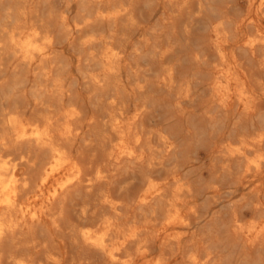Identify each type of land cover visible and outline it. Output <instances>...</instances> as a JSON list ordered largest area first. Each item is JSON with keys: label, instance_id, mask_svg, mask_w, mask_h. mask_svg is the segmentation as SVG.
<instances>
[{"label": "bare ground", "instance_id": "1", "mask_svg": "<svg viewBox=\"0 0 264 264\" xmlns=\"http://www.w3.org/2000/svg\"><path fill=\"white\" fill-rule=\"evenodd\" d=\"M54 1L0 0V264H237L243 245L257 255L242 250L239 264H264L261 205L235 200L258 196L264 138L219 143L211 182L165 172L176 144L159 133L154 145L146 131V82L132 104L124 53L111 33H91L133 0H58V14ZM205 3L189 6L200 17ZM250 3L248 43L264 49V0ZM213 35L224 58L219 25ZM78 41L68 58L61 48ZM253 81L240 92L248 110L264 97V80Z\"/></svg>", "mask_w": 264, "mask_h": 264}, {"label": "rangeland", "instance_id": "2", "mask_svg": "<svg viewBox=\"0 0 264 264\" xmlns=\"http://www.w3.org/2000/svg\"><path fill=\"white\" fill-rule=\"evenodd\" d=\"M191 1L133 0L129 15L117 14L111 24L98 19L91 33L98 37L111 33L124 53L125 78L134 89L129 101L145 103L146 131L153 135L152 143L159 144V133L174 140L176 148L164 171L178 169L200 184L212 181L213 150L224 139L236 140L243 134L264 138V97L256 99L250 110L240 99L243 81L254 88L253 80H264V49L251 48L248 43L254 30L249 18H257L250 0H203L206 6L200 17L189 6ZM63 8L60 1L53 2L55 14ZM73 8L67 9L71 22L80 19L79 6ZM218 25L224 58L214 43ZM61 49L70 58L83 46L78 41ZM139 77L147 84L142 100L136 91ZM261 147L264 150V139ZM218 183L224 189L228 186L224 180ZM255 185L258 196L245 190L235 200L250 207L255 199L261 205L258 213L264 215V176ZM226 206H214L213 211L227 212ZM216 219L210 217L206 226H214ZM243 246L234 249L237 264L242 250L257 255Z\"/></svg>", "mask_w": 264, "mask_h": 264}]
</instances>
